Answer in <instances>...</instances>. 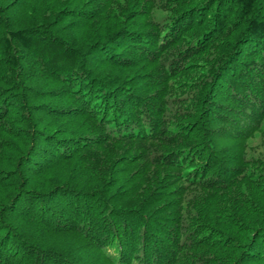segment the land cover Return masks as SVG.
<instances>
[{"label": "trees", "instance_id": "obj_1", "mask_svg": "<svg viewBox=\"0 0 264 264\" xmlns=\"http://www.w3.org/2000/svg\"><path fill=\"white\" fill-rule=\"evenodd\" d=\"M0 264H264V0H0Z\"/></svg>", "mask_w": 264, "mask_h": 264}]
</instances>
